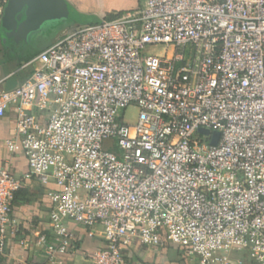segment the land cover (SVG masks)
<instances>
[{
	"label": "built area",
	"instance_id": "1",
	"mask_svg": "<svg viewBox=\"0 0 264 264\" xmlns=\"http://www.w3.org/2000/svg\"><path fill=\"white\" fill-rule=\"evenodd\" d=\"M26 65L0 92V115L17 113L6 146L28 159L19 175L0 168L1 255L10 232L28 243L13 202L35 179L55 186L52 233H31L48 264L71 252L76 226L92 236L100 224L93 264H125L133 240L170 242L198 264L235 253L264 264V0H147ZM130 105L137 121L120 122Z\"/></svg>",
	"mask_w": 264,
	"mask_h": 264
},
{
	"label": "crops",
	"instance_id": "2",
	"mask_svg": "<svg viewBox=\"0 0 264 264\" xmlns=\"http://www.w3.org/2000/svg\"><path fill=\"white\" fill-rule=\"evenodd\" d=\"M84 19H109L117 15L133 12L145 6L147 0H67ZM87 24V23H86ZM80 23L68 22L57 30H43L35 40L13 34L5 39L9 26L5 23L4 12L0 14V92L11 90L28 78L34 65H26L39 52L56 43L66 32L74 30ZM16 35V36H14ZM17 113L14 107L0 115V168L9 166L19 175L28 170V159L23 151L12 153L6 141L15 133ZM54 185H45L35 179L29 180L23 192L13 204V218L21 228V236H27L28 243L21 245L14 233H9V241L0 264H48L42 246L32 232L51 234L50 211L52 203L47 196ZM31 236V238H30ZM105 245L104 234L94 230L75 227V237L71 252L61 256L58 264H93L92 255ZM125 264H198L188 255L186 249L166 242L163 246L148 247L133 240L124 249ZM233 264H250L246 256H234Z\"/></svg>",
	"mask_w": 264,
	"mask_h": 264
},
{
	"label": "water",
	"instance_id": "3",
	"mask_svg": "<svg viewBox=\"0 0 264 264\" xmlns=\"http://www.w3.org/2000/svg\"><path fill=\"white\" fill-rule=\"evenodd\" d=\"M84 14L79 13L67 0H9L4 13V20L9 26L5 39L13 34L35 40L45 27L56 22L81 23ZM208 133L207 129H200ZM215 133L213 144L219 138Z\"/></svg>",
	"mask_w": 264,
	"mask_h": 264
},
{
	"label": "rangeland",
	"instance_id": "4",
	"mask_svg": "<svg viewBox=\"0 0 264 264\" xmlns=\"http://www.w3.org/2000/svg\"><path fill=\"white\" fill-rule=\"evenodd\" d=\"M89 21H91V19H89V20L88 19H83L81 21V23H83V22H89ZM68 22H56V23L49 24V25H47L45 27V30H50V29L57 30L58 28H62L64 26V24L65 23H68ZM147 50H150L152 52H157L158 51V50H152L151 48H148ZM138 115H139V108L136 107V106H134V105H130V106H128L125 109H122L120 111V115L118 117V120L120 122H123V123L134 124L137 121ZM94 230H99L101 232H104V227H103L102 224H100V225H97L94 228ZM233 255L234 256L235 255L236 256H240L241 254L235 253ZM196 262L198 263V260Z\"/></svg>",
	"mask_w": 264,
	"mask_h": 264
},
{
	"label": "trees",
	"instance_id": "5",
	"mask_svg": "<svg viewBox=\"0 0 264 264\" xmlns=\"http://www.w3.org/2000/svg\"><path fill=\"white\" fill-rule=\"evenodd\" d=\"M7 6V5H6ZM6 8V7H5ZM4 13H5V10H4ZM118 16V15H117ZM116 17V16H115ZM115 17H113V18H115ZM109 19H112V18H109ZM101 20H98V19H95V18H93V19H91V21H89V22H83V23H80V24H86V23H90V24H94V23H98V22H100ZM6 23H8L7 22V20H6ZM14 36H16V35H14ZM23 192V189H21V190H19L17 193H16V195H15V199H14V202L16 201V199H17V197L21 194V193ZM14 202H13V204H14ZM17 236V235H16ZM4 258H3V256H0V260H3ZM1 262V261H0Z\"/></svg>",
	"mask_w": 264,
	"mask_h": 264
}]
</instances>
